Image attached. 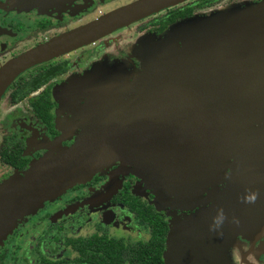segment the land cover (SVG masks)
<instances>
[{
    "label": "flooded vegetation",
    "instance_id": "flooded-vegetation-1",
    "mask_svg": "<svg viewBox=\"0 0 264 264\" xmlns=\"http://www.w3.org/2000/svg\"><path fill=\"white\" fill-rule=\"evenodd\" d=\"M139 1L0 0V69ZM252 11L264 18V0H181L22 71L0 98V184L48 155L73 149L86 131L109 129L117 100L142 94L133 92L134 85L155 44L186 29L204 32L212 20L246 19ZM130 160L128 168L108 162L46 202L8 237L0 264L15 251L25 264H118L117 256L120 264H131L138 252H157L162 264H207V240L193 244L183 229L170 237L174 221L180 225L195 210L171 207L173 198L155 187L153 172ZM69 229L76 234L62 235ZM261 241L241 240L226 264H264ZM52 246L54 253L62 249L61 256L48 253Z\"/></svg>",
    "mask_w": 264,
    "mask_h": 264
},
{
    "label": "water",
    "instance_id": "water-1",
    "mask_svg": "<svg viewBox=\"0 0 264 264\" xmlns=\"http://www.w3.org/2000/svg\"><path fill=\"white\" fill-rule=\"evenodd\" d=\"M178 1L141 0L19 56L0 69V98L25 69ZM244 15L155 44L134 85L142 94L117 100L109 129L86 131L92 142L49 155L0 188V231L95 170L86 157L103 149L147 166L174 209L195 210L174 221L170 237L183 229L193 244L207 240V264H226L240 239H261L264 253V18Z\"/></svg>",
    "mask_w": 264,
    "mask_h": 264
},
{
    "label": "rangeland",
    "instance_id": "rangeland-1",
    "mask_svg": "<svg viewBox=\"0 0 264 264\" xmlns=\"http://www.w3.org/2000/svg\"><path fill=\"white\" fill-rule=\"evenodd\" d=\"M118 103V102H117ZM119 105V104H118ZM102 129H98V131H101ZM94 139L92 138V134H88L85 132L84 137H83V142L84 143H90L92 142ZM98 140L97 142L102 143L101 141V135H99V137L96 139ZM103 148V147H102ZM102 152V154H100ZM100 155H99V154ZM53 154V153H52ZM49 156V155H48ZM88 157H94V159H90L88 163L92 164V162L98 163V165L96 166L97 168L95 170L92 171V166H88L90 168L89 173H87L86 175H84V177L81 179V181H77L76 183H71L69 185H67L65 188H63V190L61 191H57L56 194L50 196L48 199L46 200H38L37 206L35 207L34 211L22 216L20 219L11 217V223H6L5 225V229H3L2 231H0V248L3 247L5 245L6 240L8 239V237L10 235H12V233L18 228V226H21L23 224L26 223V221L28 220V217L35 215L40 209H42L44 207V205L46 204V202L53 200L54 198H56L59 195H62L63 193H65V191L69 188H71L72 186H74L77 183H81L83 181H87L88 179H90L93 175H95L97 172L104 170L108 165V162H118L120 163L124 168H128L129 163L125 162L123 159H114L113 157H109L106 156L105 152H103V149L100 150L99 152H90L88 155ZM108 167V166H107ZM84 168V167H83ZM82 168V170H83ZM130 168V167H129ZM85 169V168H84ZM134 170V169H133ZM134 173V172H133ZM135 173H137V171L135 170ZM23 174H16L12 177H10L9 179H7L6 181H4V183L0 184V188L3 186H8L10 183H12L18 176H23ZM151 180L154 183L155 187L158 188V184L156 179H154L153 174L151 175ZM17 219V221H16ZM3 226V225H2ZM76 234V230L74 229H69V233L65 234L63 233L62 235L66 236V235H75ZM35 236L34 234V229L32 228V236ZM60 236V235H59ZM25 240V239H24ZM57 247H60V244L56 245ZM13 248V246H11ZM54 249V246L49 247L48 248V253H52L53 257H58L61 256L62 253V249L61 248H57V251L54 253L52 250ZM17 252V251H15ZM15 252H13V255L10 254L9 258L6 260V264H17L18 262H20L19 264H25L24 262H22L20 259H18V254H16ZM18 253V252H17ZM29 262V261H28Z\"/></svg>",
    "mask_w": 264,
    "mask_h": 264
},
{
    "label": "trees",
    "instance_id": "trees-1",
    "mask_svg": "<svg viewBox=\"0 0 264 264\" xmlns=\"http://www.w3.org/2000/svg\"><path fill=\"white\" fill-rule=\"evenodd\" d=\"M117 262L118 264L121 263L119 256H117ZM130 262L131 264H162L157 252H152L149 255L143 252L135 253L130 257Z\"/></svg>",
    "mask_w": 264,
    "mask_h": 264
},
{
    "label": "clouds",
    "instance_id": "clouds-1",
    "mask_svg": "<svg viewBox=\"0 0 264 264\" xmlns=\"http://www.w3.org/2000/svg\"><path fill=\"white\" fill-rule=\"evenodd\" d=\"M257 196H258V193H253L252 195H250L249 197H247L246 200L248 202H255ZM217 222H219V218H218V221Z\"/></svg>",
    "mask_w": 264,
    "mask_h": 264
},
{
    "label": "crops",
    "instance_id": "crops-1",
    "mask_svg": "<svg viewBox=\"0 0 264 264\" xmlns=\"http://www.w3.org/2000/svg\"><path fill=\"white\" fill-rule=\"evenodd\" d=\"M194 212H195V211H194ZM192 213H193V212H192ZM192 213H191V214H192ZM191 214H190V215H191ZM241 240H245V239H240V242H239V243H241ZM259 240L261 241V239H259ZM259 240H255L254 242H257V241H259ZM247 241H248V240H247ZM250 242H251V241H250ZM260 244H261V245H260V247H259V252L262 254V253H263V252H262V241H261ZM237 246H238V245H237ZM232 249H233V248H232ZM232 249H231V250H232ZM234 249H235V248H234ZM231 250H230V251H231ZM263 254H264V253H263ZM229 256H230V254H229ZM226 257H227V255H226ZM230 264H231V263H230Z\"/></svg>",
    "mask_w": 264,
    "mask_h": 264
}]
</instances>
